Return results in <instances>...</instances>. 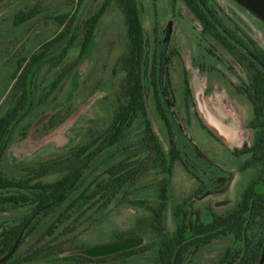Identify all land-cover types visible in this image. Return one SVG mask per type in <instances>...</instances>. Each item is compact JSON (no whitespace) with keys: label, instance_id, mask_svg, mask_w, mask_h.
<instances>
[{"label":"trees","instance_id":"1","mask_svg":"<svg viewBox=\"0 0 264 264\" xmlns=\"http://www.w3.org/2000/svg\"><path fill=\"white\" fill-rule=\"evenodd\" d=\"M6 1L0 0V6ZM65 1L68 4L65 11L47 13L44 18L41 7L36 5L18 11L11 26L3 27L0 21V29L14 34L40 17L47 19L48 25L51 21L58 30L30 56H19L13 61L15 67L0 90V216L26 209L18 221L2 225L0 220V261L7 258L0 264H29L56 254L57 248L46 241L18 256L19 249L47 216L58 214L46 231V236L51 237L67 222L72 221L74 225L87 213L92 212L88 218L92 226L99 224L104 213L118 201L147 212L146 216L136 219L132 228L117 234L118 243L130 244L146 238L148 244L120 252H115L113 245L110 247L113 253L104 255L98 263L123 264L150 255L151 264H196L195 260L205 248L218 241H228L230 246L215 264H260L264 254V190L258 189L264 187V48L216 0H179L200 23L208 53L221 63L225 60L217 52L228 54L246 73V79L239 77L238 90L253 108L249 125L253 140L235 149L233 155L250 156L246 167L256 168L259 173L244 189L238 203L225 213L213 212L211 221H204L193 203L175 204L174 231L171 232L167 224L171 181L175 166L183 164V154L174 139L163 101L162 72L156 58L150 68L149 81L155 92L158 113L168 130L169 150L158 141L149 120L144 71L146 34L140 0H105L82 24L78 10L89 0ZM112 4L123 14L126 42L117 62L122 81L114 95L106 98L108 102L116 100V104L112 103L108 126L88 136L63 156L8 172L3 162L14 132L70 80L76 66L89 53L97 28ZM74 5L77 9L72 12ZM78 39H82L80 54L66 64L68 53ZM175 55L179 53H173L172 57ZM46 68H49L47 73L53 72L50 82L51 78L42 73ZM229 70L237 75L232 66ZM185 84L184 101L188 110L192 91L188 80ZM59 116L53 118L51 126ZM196 118L217 139L204 121L199 116ZM153 176L161 178L137 192L140 195L142 190L146 192L155 186L158 191L155 202L146 197H127L132 188ZM73 225L65 226L62 235L75 233ZM86 251L91 253L90 257L105 253L104 246H89ZM66 261L77 263L78 260L73 257ZM78 262L89 264L92 260L83 257Z\"/></svg>","mask_w":264,"mask_h":264},{"label":"rangeland","instance_id":"2","mask_svg":"<svg viewBox=\"0 0 264 264\" xmlns=\"http://www.w3.org/2000/svg\"><path fill=\"white\" fill-rule=\"evenodd\" d=\"M104 1L89 0L82 6L77 14L81 24ZM216 1L264 48V8L263 12L259 11L248 0ZM140 3L146 34L144 71L149 120L158 141L165 150H169L168 130L158 113L155 92L149 81L150 68L156 58L162 72L163 101L168 109L174 139L183 154V164L175 166L171 181L167 224L173 232L175 204L184 201L193 203V207L201 211L202 219L211 221L213 212L221 214L232 209L244 189L257 177L259 172L256 168L246 167L250 156L233 155L235 149L242 148L245 143H252L253 133L249 125L253 118V108L238 90L241 85L239 77L246 79L245 71L228 54L217 52L225 60L221 63L208 53L209 46L203 41L200 23L181 1L140 0ZM36 5L41 7L43 18L47 13H59L68 8L65 0H7L0 6L1 25L11 26L12 18L18 11ZM76 9L74 5L71 11ZM43 18L23 26L17 34L0 29V90L10 70L14 69L13 61L17 57L30 56L43 42L57 34V27L51 21L48 25L47 19L45 21ZM123 19L116 4H112L97 28L89 53L76 66L70 80L17 128L3 162L8 172L63 156L88 136L108 126L112 103L116 104V100L108 102L106 98L118 90L123 78L117 65L126 42ZM81 43L82 39H78L75 47L69 51L66 64L78 58ZM175 51L179 56L172 57ZM230 66L237 75L229 70ZM48 69L42 73L46 78H51L50 82L53 72L47 73ZM186 80L192 91L188 110L184 101ZM58 114L59 118L51 126L53 118ZM196 116L204 121L217 139L200 125ZM160 178H147L132 188L131 195L127 197H146L155 202L158 191L154 185L146 192L142 190L140 195L137 191L155 184ZM258 189L263 191L264 187L259 186ZM24 210L1 214L2 225L8 221H18ZM91 213L83 215L74 225L72 221L64 225H73L75 233L62 235L63 227L51 237L46 236V231L58 214L47 216L19 249L18 256L35 245L49 241L57 248L56 254L29 264H81L78 261L83 257L92 260L89 264H101L98 263L101 257L113 253L110 248L113 245L115 252H120L129 247L148 244L146 238L130 244H119L116 239L118 233L132 228L137 218L146 216V210L126 203L123 205L118 201L104 213L103 220L94 226L88 219ZM89 246H104L105 253L99 257H90L91 253L86 251ZM228 246V241L216 242L205 248L195 263L215 264ZM73 257L77 258V263L66 261ZM145 257L123 264H151V256Z\"/></svg>","mask_w":264,"mask_h":264},{"label":"water","instance_id":"3","mask_svg":"<svg viewBox=\"0 0 264 264\" xmlns=\"http://www.w3.org/2000/svg\"><path fill=\"white\" fill-rule=\"evenodd\" d=\"M248 2H249L254 8H256L257 10L263 12V9L261 10V9L259 8L260 5H259L258 3H255V2H253V1H251V0H248ZM261 6H262V5H261ZM263 8H264V5H263ZM5 259H7V258H5ZM5 259H3L2 261H4ZM2 261H0V263H1ZM263 263H264V254H263V257H262V259H261V263H260V264H263Z\"/></svg>","mask_w":264,"mask_h":264},{"label":"flooded vegetation","instance_id":"4","mask_svg":"<svg viewBox=\"0 0 264 264\" xmlns=\"http://www.w3.org/2000/svg\"><path fill=\"white\" fill-rule=\"evenodd\" d=\"M258 4L260 5L259 8L262 9L263 8V5H264V0H260V2Z\"/></svg>","mask_w":264,"mask_h":264}]
</instances>
